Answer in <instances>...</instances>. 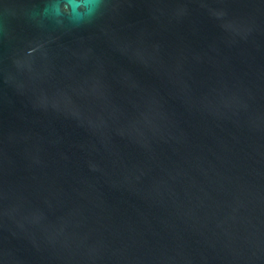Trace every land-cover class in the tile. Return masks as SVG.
Here are the masks:
<instances>
[{"label": "water", "instance_id": "water-1", "mask_svg": "<svg viewBox=\"0 0 264 264\" xmlns=\"http://www.w3.org/2000/svg\"><path fill=\"white\" fill-rule=\"evenodd\" d=\"M0 264H264V0H0Z\"/></svg>", "mask_w": 264, "mask_h": 264}]
</instances>
